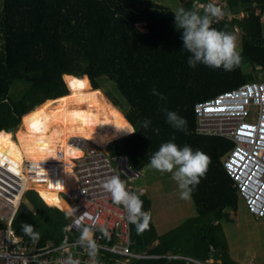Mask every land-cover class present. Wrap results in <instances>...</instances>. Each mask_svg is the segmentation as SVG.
I'll list each match as a JSON object with an SVG mask.
<instances>
[{
    "label": "trees",
    "instance_id": "1",
    "mask_svg": "<svg viewBox=\"0 0 264 264\" xmlns=\"http://www.w3.org/2000/svg\"><path fill=\"white\" fill-rule=\"evenodd\" d=\"M177 1V9H198L203 14L204 5L197 6L193 0ZM254 7L263 10L264 0H223V12L232 17L228 21L213 20L212 27L217 30L230 33L233 24L239 30L242 60L232 71H225L203 64L190 67L182 30L175 26V11L153 0H2L0 139L6 142L0 147L1 154L23 167L26 160L55 161L56 150H60L63 156L59 186L65 188L74 185L73 172L66 162L78 157L66 149L65 139L82 137L102 147L109 142L116 153L127 155L132 168L140 169L162 143L174 136L177 145H189L193 151L199 149L211 158L206 175L191 193L198 223L189 248L194 257L205 259L210 246L218 250L220 259L210 264H235L228 256L219 227L221 219L229 221L228 211L237 205L238 192L220 161L232 142L197 133L193 105L255 80V71L264 73V23L258 22ZM239 12L245 16L234 18ZM136 21L144 22V30L134 25ZM248 73L251 78L246 76ZM100 77L113 82L127 104L124 112L117 110L99 89ZM73 81L85 86L74 87ZM12 88L19 90L18 97L9 95ZM153 88L163 94V99L152 94ZM56 103L64 115L46 111L47 106ZM39 110L41 113L37 114ZM166 111H175L186 120L187 134L167 122ZM28 120L30 132L22 128ZM145 120L151 122L148 128L143 127ZM50 122L54 123L53 128L45 133ZM132 129L136 131L129 133ZM155 129H159L158 134ZM13 135L18 138V146L7 140ZM17 149L22 150L25 159L12 152ZM35 187L58 192L56 185ZM40 194L29 190L27 201L12 221L13 226L18 216L22 223L33 226L38 237L26 235L22 226L14 229L16 234L25 241L37 239L41 244L47 240L57 242L63 232L68 239L78 236L79 232L67 227L62 213L69 207L63 202H47ZM140 198L145 209L148 201L143 195ZM186 221L178 226H184ZM150 227L149 224L138 235L135 225L130 224L131 248L143 249L153 240ZM163 242L160 248H154L163 251ZM133 263L172 262L157 258L137 259Z\"/></svg>",
    "mask_w": 264,
    "mask_h": 264
},
{
    "label": "built area",
    "instance_id": "2",
    "mask_svg": "<svg viewBox=\"0 0 264 264\" xmlns=\"http://www.w3.org/2000/svg\"><path fill=\"white\" fill-rule=\"evenodd\" d=\"M194 1L199 6L208 3L221 9L223 6L222 0ZM255 14L258 22L264 23V9L255 10ZM193 112L197 133L224 137L232 142L223 167L248 213L254 218L263 217L264 77L197 101ZM70 144L81 150V156L66 162L73 172L74 185L65 188L59 186L63 155L58 149L55 161L26 160L23 167L11 158L0 156V264H69L70 258L79 264H128L126 258L138 256L128 249L127 214L122 206L112 202L103 185L112 175H119L126 182L122 173L131 180L140 174L139 170L128 164L126 154L107 155L102 146L80 138L71 139ZM39 184L57 186L58 193L68 204L65 214L72 231L80 234V226H94V238L99 245L95 257L89 256L78 239L69 241L63 236L56 244L41 245L37 240L25 241L15 233L12 221L17 210L29 190L39 191L35 187ZM126 186L134 191L130 184ZM113 255L120 258L111 257ZM168 257L178 258L181 264H207L181 255ZM242 264L255 263L249 259Z\"/></svg>",
    "mask_w": 264,
    "mask_h": 264
},
{
    "label": "clouds",
    "instance_id": "3",
    "mask_svg": "<svg viewBox=\"0 0 264 264\" xmlns=\"http://www.w3.org/2000/svg\"><path fill=\"white\" fill-rule=\"evenodd\" d=\"M223 15V10L214 3L204 6L203 14L198 9L183 7L174 12L175 26L182 30L183 48L190 53L187 60L190 67L203 64L232 71L239 66L242 56L238 50L236 36L212 27L213 19L219 20ZM152 94L163 99V94L155 88ZM166 120L174 129L187 134V122L177 112L166 111ZM150 123L149 120H145L143 127L148 128ZM135 131L132 129L128 132ZM154 131L159 133V129ZM174 139L173 136L172 140L162 143L150 157L149 164L151 168L161 173H172V178L180 190V198L188 200L194 187L206 175L211 158L199 149L193 151L189 145H177L173 142ZM103 187L110 194L112 202L124 208L127 221L135 225L138 235L149 228L151 213L143 209V200L140 198L142 192L138 194L129 191L126 182L119 175H112ZM22 229L26 235L38 237L32 225L23 223ZM78 244L87 250L89 256L95 257L98 254L99 245L94 238V226H80ZM69 264H79V262L70 258Z\"/></svg>",
    "mask_w": 264,
    "mask_h": 264
},
{
    "label": "rangeland",
    "instance_id": "4",
    "mask_svg": "<svg viewBox=\"0 0 264 264\" xmlns=\"http://www.w3.org/2000/svg\"><path fill=\"white\" fill-rule=\"evenodd\" d=\"M156 1H159L174 11L176 9V3H178L177 0ZM216 1L221 2V0ZM1 4L2 0H0V8ZM239 17L240 14L234 16L236 19ZM230 18L231 15L229 16V14H225L222 17V19L225 21H228ZM138 26L143 29L140 23ZM230 33L236 36L238 45L239 30L236 24L231 26ZM245 71L248 70L246 69ZM254 75L256 79L264 77V73H256V71ZM246 76L250 77L251 75L249 74ZM97 80L100 87L99 89L103 92L107 99L117 110H119L121 113L124 112L127 104L117 92L113 82L103 77H100ZM63 92L64 88L62 93ZM9 95L16 98L19 96V90L12 88L11 94ZM58 104L59 103L47 106L46 111L50 114L52 113L60 116L64 115V113L57 109ZM40 113L41 110H39L37 114ZM53 124V122L48 123L45 133H49L52 130ZM23 128L27 132H30L31 120L26 121L23 125ZM13 131H16V129H13ZM7 140L11 141L12 145H19L16 135L7 138ZM65 141L64 146L66 147L67 145ZM5 142L6 139L0 141V147H2ZM66 149L78 157L80 156L78 152H74L72 149L70 150L67 147ZM102 149L107 155H114L117 152L109 142L104 147H102ZM1 152L2 151L0 148V156L3 157L4 155L1 154ZM12 152L19 154V156L25 159V155L21 149H17ZM5 156L7 157V155ZM139 173L140 174L138 176L131 180L126 179V173H122V176L125 178L126 183L133 187L134 191L140 187L143 191H145L146 197H148L150 200V222L152 223L158 237L162 236L163 239H165L163 244L169 246L170 251L172 249H176L174 246L177 245V247H179L178 252L186 253L187 255H194L193 250L188 246L192 240H194V236L196 235V224L198 223V220L195 219V217H197V210L195 209L191 198L188 200H183L180 198V190L176 181L172 178V173H161L160 171L151 168L149 162L145 163L139 169ZM38 190L45 197L47 202H63L68 206L66 199L61 195V193H53L41 188H38ZM66 211H68V209H66ZM228 216L229 221L221 219L219 221V227L221 232H223L227 247L229 249L230 257L235 261V264H241L242 261L246 259H251L256 263L261 264L264 260V216L258 219L252 217L248 213L244 201L239 194L237 196L236 209L234 211L229 210ZM184 220H187L184 226H178L179 222ZM22 224L23 223L21 219L17 216L12 226L13 230L16 227L20 228Z\"/></svg>",
    "mask_w": 264,
    "mask_h": 264
},
{
    "label": "crops",
    "instance_id": "5",
    "mask_svg": "<svg viewBox=\"0 0 264 264\" xmlns=\"http://www.w3.org/2000/svg\"><path fill=\"white\" fill-rule=\"evenodd\" d=\"M153 1H156V0H153ZM161 1H163V0H161ZM156 2H158V3H160L159 1H156ZM193 2H194V4L195 5H197V3L193 0ZM162 4V3H161ZM177 5H176V9H177V7H178V3H176ZM162 5H164V4H162ZM166 6V5H165ZM197 6H199V5H197ZM176 9H175V11H176ZM172 10V9H171ZM255 10H258L257 8H253V12H254V14H255ZM174 11V10H173ZM237 14H240V17L241 16H245V13H243V12H239V13H237ZM236 14V15H237ZM230 15V14H229ZM235 15V16H236ZM140 23V25H142V27H143V29L141 28V27H139L138 26V24ZM134 25L137 27V28H139V29H141V30H144V22L143 21H136L135 23H134ZM22 128H23V126H22ZM228 152V151H227ZM227 152L225 153V154H223L221 157H220V161H221V163H222V165H223V159H224V157H225V155L227 154ZM224 168V167H223ZM139 170V169H138ZM135 192H137L138 194L139 193H143L142 195L147 199L146 201H148L146 204H148V206L144 209L145 211H149V208H150V200H149V198L148 197H146V194H145V191H143L142 190V188L140 187V188H138V189H136L135 190ZM241 197V196H240ZM192 200V199H191ZM24 201H27V198L24 200ZM23 201V202H24ZM193 202V201H192ZM194 204V203H193ZM32 209H33V211L35 210V208L32 206L31 207ZM59 208V207H58ZM60 209V208H59ZM60 210H62V209H60ZM230 211H234V210H230ZM62 213L63 214H65L64 213V211L62 210ZM198 214V213H197ZM65 216H66V214H65ZM253 217V216H252ZM66 218H67V216H66ZM255 219H258V218H255ZM229 220V219H228ZM182 222V221H181ZM181 222H179V223H181ZM130 226V225H129ZM150 230H151V232H150V235H151V237L153 238V240L152 241H150L149 243H148V245L146 246V247H144L143 249H140V250H135V249H133V248H131L130 247V241H129V234H130V230H129V234H128V249H129V251L130 252H132L133 254H135V255H138L137 257H135V256H132V257H128V258H126V263H128V264H134L133 263V261L134 260H137V259H145V260H152V259H164L165 261H170V262H172L171 264H181V260H179L178 258L176 259V258H169L168 256L169 255H181V256H186V257H189V258H195V259H199V260H201L202 262H205V263H207V264H210V263H212V262H220V259H219V252H218V250H216V249H214V248H212V247H210L209 246V249H208V256L205 258V259H201V258H198V257H194L193 255H187L186 253H181V252H178V248L179 247H177V245L176 246H174V248H176V249H172L171 251L169 250V246H167L166 244L165 245H163V246H166V247H162V249L164 248H166L165 250L163 249V251H158L156 248L157 247H161L160 246V244H161V242H163V241H165V239H163V237L162 236H160V237H158V235H157V233L155 232V230H154V227H153V225H152V223L150 222ZM68 227V226H67ZM69 228V227H68ZM130 229V228H129ZM76 233V232H75ZM222 234H223V232H222ZM65 237L66 238V240H69V241H71V240H75V239H79V236H80V234H78V236H74L73 238H71V239H68L67 238V235H66V233L65 232H63L61 235H60V239L57 241V242H52L51 240H47L46 241V243L45 244H48L49 242H51L52 244H56V243H58V242H60L61 241V239H62V237ZM33 240H37V239H33ZM30 241H32V240H30ZM38 241V240H37ZM226 242V241H225ZM41 244V243H40ZM45 244H41V245H45ZM191 244V243H190ZM156 246V248H154ZM188 247H191V245H189ZM152 248H154L155 250H153ZM192 249V248H191ZM226 249H227V253H228V256L230 257V255H229V249H228V247H226ZM215 255H217V257L215 258ZM111 257H113V258H120L119 256H117V255H113V256H111ZM230 259L231 260H233L231 257H230ZM247 260H249V259H246V260H244V261H242V263H244L245 261H247ZM251 260V259H250ZM234 261V260H233ZM253 261V260H252ZM235 262V261H234ZM254 262V261H253ZM241 263V264H242ZM255 264H258V263H256V262H254ZM191 264H196V263H191ZM261 264H264V260L262 261V263Z\"/></svg>",
    "mask_w": 264,
    "mask_h": 264
},
{
    "label": "bare ground",
    "instance_id": "6",
    "mask_svg": "<svg viewBox=\"0 0 264 264\" xmlns=\"http://www.w3.org/2000/svg\"><path fill=\"white\" fill-rule=\"evenodd\" d=\"M0 134H3V133L0 132ZM17 135H18V134H17ZM2 138H3V137H2ZM76 138H80V139H82V140H85V139L82 138V137H75V139H76ZM71 139H73V138H68V139H66V141H65V142H66V145H67L66 147H67L68 149H70V150L72 149L74 152H78V153L80 154V156H81V150H80L79 148H76V147H74L73 145L70 144V140H71ZM0 141H1V139H0ZM85 141H87V140H85ZM87 142H88V141H87ZM89 143H90V142H89ZM94 144H96V143H94ZM80 156H79V157H80ZM77 158H78V157H77Z\"/></svg>",
    "mask_w": 264,
    "mask_h": 264
},
{
    "label": "snow or ice",
    "instance_id": "7",
    "mask_svg": "<svg viewBox=\"0 0 264 264\" xmlns=\"http://www.w3.org/2000/svg\"><path fill=\"white\" fill-rule=\"evenodd\" d=\"M73 86H74V87H75V86H78V87H80V88H83L85 85H84V83L81 82V81H73ZM73 115H78V113H73ZM33 127H35V125H33Z\"/></svg>",
    "mask_w": 264,
    "mask_h": 264
}]
</instances>
